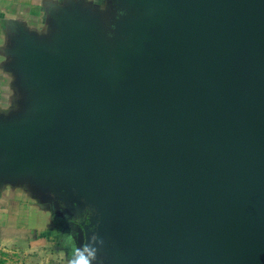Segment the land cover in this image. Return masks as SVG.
<instances>
[{
  "label": "water",
  "instance_id": "1",
  "mask_svg": "<svg viewBox=\"0 0 264 264\" xmlns=\"http://www.w3.org/2000/svg\"><path fill=\"white\" fill-rule=\"evenodd\" d=\"M116 1L18 42L0 176L87 210L104 264H264V0Z\"/></svg>",
  "mask_w": 264,
  "mask_h": 264
},
{
  "label": "crops",
  "instance_id": "2",
  "mask_svg": "<svg viewBox=\"0 0 264 264\" xmlns=\"http://www.w3.org/2000/svg\"><path fill=\"white\" fill-rule=\"evenodd\" d=\"M71 9L97 17L107 30L123 12L116 0H0V119L24 110L27 92L13 65L18 42L26 33L36 41L50 42L58 31V15ZM47 200L58 208L52 192L30 176H0V247L35 255L44 247L59 246V218ZM64 211L75 212L66 205Z\"/></svg>",
  "mask_w": 264,
  "mask_h": 264
},
{
  "label": "rangeland",
  "instance_id": "3",
  "mask_svg": "<svg viewBox=\"0 0 264 264\" xmlns=\"http://www.w3.org/2000/svg\"><path fill=\"white\" fill-rule=\"evenodd\" d=\"M15 90L17 97L18 89ZM52 196L57 200L58 208L50 200L44 202L54 207V214L59 218V246L44 247L43 250H38L35 255L13 248L0 247V262L2 264H104L100 258L90 254L84 242L81 246L78 245L77 232L79 229H83V233H85V227L89 223L88 211L82 210L74 213L70 211L68 213L64 211L65 203L61 199H57L53 193ZM79 219H82L83 224H77ZM69 223H76V233L70 232Z\"/></svg>",
  "mask_w": 264,
  "mask_h": 264
},
{
  "label": "flooded vegetation",
  "instance_id": "4",
  "mask_svg": "<svg viewBox=\"0 0 264 264\" xmlns=\"http://www.w3.org/2000/svg\"><path fill=\"white\" fill-rule=\"evenodd\" d=\"M82 219H83V218H82ZM82 219H79V220L77 221V224H78V223L83 224V223H82ZM68 227H69V230L71 229L70 232H71L72 234H73V233H76V223H74V224H73V223H71V224L69 223V226H68ZM77 233H78V232H77ZM77 239H78V234H77ZM72 242H73V241H72ZM73 244H74V243H73ZM82 244H83V242H82ZM78 245H79V243H78Z\"/></svg>",
  "mask_w": 264,
  "mask_h": 264
},
{
  "label": "trees",
  "instance_id": "5",
  "mask_svg": "<svg viewBox=\"0 0 264 264\" xmlns=\"http://www.w3.org/2000/svg\"><path fill=\"white\" fill-rule=\"evenodd\" d=\"M0 264H2V263L0 262Z\"/></svg>",
  "mask_w": 264,
  "mask_h": 264
}]
</instances>
